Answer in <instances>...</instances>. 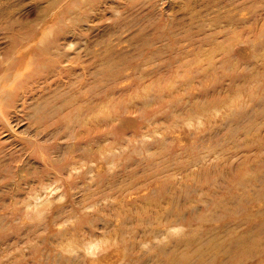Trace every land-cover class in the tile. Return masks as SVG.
<instances>
[{"label": "rangeland", "instance_id": "rangeland-1", "mask_svg": "<svg viewBox=\"0 0 264 264\" xmlns=\"http://www.w3.org/2000/svg\"><path fill=\"white\" fill-rule=\"evenodd\" d=\"M40 39L0 264H264V0H0V70Z\"/></svg>", "mask_w": 264, "mask_h": 264}, {"label": "bare ground", "instance_id": "bare-ground-1", "mask_svg": "<svg viewBox=\"0 0 264 264\" xmlns=\"http://www.w3.org/2000/svg\"><path fill=\"white\" fill-rule=\"evenodd\" d=\"M51 37H52V35H51ZM30 41H31V39H27V40H25V42L23 44L20 43L17 47L8 51L11 54V58L20 57V55L26 54L27 49H28L27 45H28V42H30ZM44 44H46V41H44V39H40L39 41H37L36 44L33 45V47H31L32 48L31 56H29V58L26 59V61L23 64L24 68L21 70V72L15 78L13 77V74L11 73L14 70V68H12V66H13L12 60L9 61V63H8V65L11 63H12V65H10V66L7 65L8 66L7 68L9 69V70L7 69L8 71L3 70V68L0 70V71H5V72H2L1 76H0V106L3 105L4 103H6V101H8L6 103L5 112L3 113V117H2V119H0V122H2L3 125L9 124V115L11 114L12 111L15 112V110L17 109L16 108L17 107L16 106V101H17L16 97L19 96V94H18V92H14V93L12 92L13 88H12V85L10 83H17V82L21 81L22 79L24 80V78L29 77L30 73H32L31 75L33 76V74H34L33 70L34 69L38 70L37 72H40L41 70L45 69L47 64L40 62L39 55H37L38 52H44V51L46 54L47 48L45 49L43 47ZM41 48L44 51H42ZM48 48H49V46H48ZM1 65H3V64H1ZM4 68L6 69L5 66H4ZM49 71H50V69L48 70V72ZM93 91H94V89H93ZM10 92H12V93H10Z\"/></svg>", "mask_w": 264, "mask_h": 264}]
</instances>
